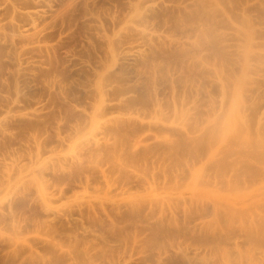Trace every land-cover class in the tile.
Instances as JSON below:
<instances>
[{"label":"rangeland","instance_id":"rangeland-1","mask_svg":"<svg viewBox=\"0 0 264 264\" xmlns=\"http://www.w3.org/2000/svg\"><path fill=\"white\" fill-rule=\"evenodd\" d=\"M0 264H264V0H0Z\"/></svg>","mask_w":264,"mask_h":264},{"label":"bare ground","instance_id":"bare-ground-1","mask_svg":"<svg viewBox=\"0 0 264 264\" xmlns=\"http://www.w3.org/2000/svg\"><path fill=\"white\" fill-rule=\"evenodd\" d=\"M230 125L232 126V122H230Z\"/></svg>","mask_w":264,"mask_h":264}]
</instances>
